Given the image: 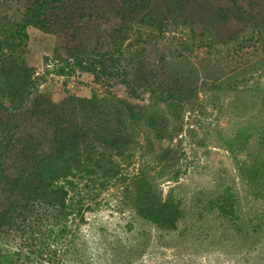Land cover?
Instances as JSON below:
<instances>
[{"label": "trees", "instance_id": "obj_1", "mask_svg": "<svg viewBox=\"0 0 264 264\" xmlns=\"http://www.w3.org/2000/svg\"><path fill=\"white\" fill-rule=\"evenodd\" d=\"M262 6L264 0H0V264H65L60 245L81 216L70 193L86 179L103 190L111 180L129 181L118 192L122 206L159 231L177 230L182 201L145 175L127 180L118 161L132 157L136 126L172 139L169 127L176 123L177 135L180 114L195 103L196 73L163 72L152 65L148 44L181 27L197 28L212 45L218 28L230 24L225 45L264 49ZM31 28L64 42L65 57L54 51L56 76L88 74L103 92L60 103L40 92L25 59ZM116 85L126 97L112 91ZM144 97L148 102L134 104ZM248 172L249 181L264 178V166ZM229 199L220 210L236 218L232 203L224 206Z\"/></svg>", "mask_w": 264, "mask_h": 264}, {"label": "rangeland", "instance_id": "obj_2", "mask_svg": "<svg viewBox=\"0 0 264 264\" xmlns=\"http://www.w3.org/2000/svg\"><path fill=\"white\" fill-rule=\"evenodd\" d=\"M233 28H218L212 45L199 39L197 28L192 34L181 27L148 44L152 65L163 72L196 73L195 103L180 114L177 135V124L169 127L172 139L157 138L145 123L136 126L132 157L118 161L127 180L145 175L164 196L182 201L177 230L159 231L122 206L118 192L129 181L111 180L104 190L87 179L76 182L70 196L81 216L62 239L65 264H264V178L248 179V169L264 166V49L225 45ZM28 34L25 59L40 92L55 103L103 92L88 74L56 76L54 51L65 57L64 42L33 28ZM112 91L126 97L121 86ZM227 197L224 206L232 203L236 218L220 210Z\"/></svg>", "mask_w": 264, "mask_h": 264}]
</instances>
